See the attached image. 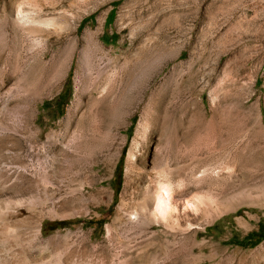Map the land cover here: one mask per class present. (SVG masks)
<instances>
[{"label":"rangeland","instance_id":"obj_1","mask_svg":"<svg viewBox=\"0 0 264 264\" xmlns=\"http://www.w3.org/2000/svg\"><path fill=\"white\" fill-rule=\"evenodd\" d=\"M183 168L165 220L113 225ZM257 231L264 0H0V264H264Z\"/></svg>","mask_w":264,"mask_h":264},{"label":"bare ground","instance_id":"obj_2","mask_svg":"<svg viewBox=\"0 0 264 264\" xmlns=\"http://www.w3.org/2000/svg\"><path fill=\"white\" fill-rule=\"evenodd\" d=\"M20 11H18V14L21 15L20 19H23V15L20 13ZM24 15H25V13H24ZM24 19H23V21H24ZM34 21L31 20L30 22H34ZM46 25L54 26V21H48ZM127 62L128 61H124L120 65L117 64V68H120V70H122L126 66ZM125 69H126V67H125ZM135 69H136V67H135ZM134 76H135V74L133 75V77ZM100 100L101 99H99V98L89 96V101L91 103V106L100 103ZM197 166L195 168H197ZM190 171L187 168L179 169L176 171H171V170H165L164 172L161 171L159 173L160 181L158 182V184L154 188L152 187L153 191L151 190V186H150L149 188H147L146 193L143 194V196L140 198V200L139 201H133V203L131 205H129L128 203H125L123 201L120 202V204L118 206L117 213H116V220L113 223V225L114 224H120L121 222L129 220V223L131 222L132 224L133 223L137 224L136 226L140 225L142 227V226H146L148 224L150 226L152 223H154L155 220H153V217H155L156 214L160 215L164 219V217H166L165 214L168 213V210L170 209V203L168 201H170L175 196L182 198L178 194L184 196L187 194V191L190 190V188L186 184V182L188 180V174ZM179 185L183 186L184 190H178L180 188ZM154 189H155V191H154ZM2 193H3V195H10L12 192L6 191V192H2ZM2 201H3V204L6 208H9L11 206H19L13 200L7 199L5 201L4 200H2ZM185 204H186L185 209L187 211L185 213L188 214L189 210L193 211L195 213H198V211H199V214L202 213V208L197 209V205L196 206L193 205V202H192V204H191V202H186ZM122 208H126L124 214H121ZM170 211H171V209H170ZM132 216H133V218H132ZM126 223H127V221H126Z\"/></svg>","mask_w":264,"mask_h":264},{"label":"trees","instance_id":"obj_3","mask_svg":"<svg viewBox=\"0 0 264 264\" xmlns=\"http://www.w3.org/2000/svg\"><path fill=\"white\" fill-rule=\"evenodd\" d=\"M63 93H59V98H61V95ZM123 153H124V148H122V151H121V154L119 156V159L116 163V167L117 165L121 162L122 160V157H123ZM55 225H53L51 228H54ZM264 235V232L263 231H257V232H250L248 234H246L244 237H243V240H241L240 242L243 243V244H246V245H253L255 244L258 240L261 239V237Z\"/></svg>","mask_w":264,"mask_h":264}]
</instances>
